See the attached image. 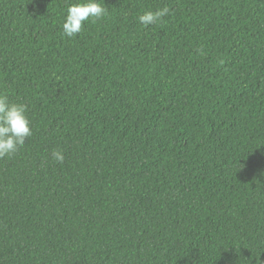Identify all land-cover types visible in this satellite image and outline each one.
I'll return each mask as SVG.
<instances>
[{
    "label": "trees",
    "instance_id": "trees-1",
    "mask_svg": "<svg viewBox=\"0 0 264 264\" xmlns=\"http://www.w3.org/2000/svg\"><path fill=\"white\" fill-rule=\"evenodd\" d=\"M77 2L0 0V264H264V0Z\"/></svg>",
    "mask_w": 264,
    "mask_h": 264
},
{
    "label": "clouds",
    "instance_id": "clouds-1",
    "mask_svg": "<svg viewBox=\"0 0 264 264\" xmlns=\"http://www.w3.org/2000/svg\"><path fill=\"white\" fill-rule=\"evenodd\" d=\"M106 12L103 0H79L70 4L62 24L63 35L68 38L76 36L86 21H98ZM169 12L170 9L164 6L156 11H146L137 19L141 26L147 27L162 21ZM27 112L26 104L13 102L6 93L0 92V158L15 154L32 135ZM51 157L57 163L64 161V155L59 150L52 151Z\"/></svg>",
    "mask_w": 264,
    "mask_h": 264
},
{
    "label": "bare ground",
    "instance_id": "bare-ground-1",
    "mask_svg": "<svg viewBox=\"0 0 264 264\" xmlns=\"http://www.w3.org/2000/svg\"><path fill=\"white\" fill-rule=\"evenodd\" d=\"M66 14V13H65ZM64 15V14H63ZM124 16V15H123ZM172 17V16H171ZM170 18V17H169ZM56 27V26H55ZM57 29V28H56ZM102 39V38H101ZM48 40V39H47ZM50 46V45H49ZM37 47V46H36ZM35 48V47H34ZM52 49V48H51ZM43 50V49H42ZM81 56V55H80ZM201 99V98H200ZM35 102V101H34ZM42 106V105H41ZM69 125V124H68Z\"/></svg>",
    "mask_w": 264,
    "mask_h": 264
}]
</instances>
